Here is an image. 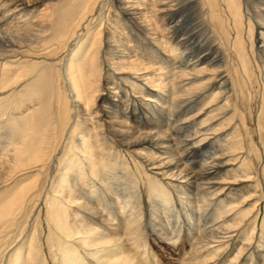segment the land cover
I'll return each instance as SVG.
<instances>
[{"label":"bare ground","instance_id":"1","mask_svg":"<svg viewBox=\"0 0 264 264\" xmlns=\"http://www.w3.org/2000/svg\"><path fill=\"white\" fill-rule=\"evenodd\" d=\"M243 79L264 0H0V264H264Z\"/></svg>","mask_w":264,"mask_h":264},{"label":"rangeland","instance_id":"2","mask_svg":"<svg viewBox=\"0 0 264 264\" xmlns=\"http://www.w3.org/2000/svg\"><path fill=\"white\" fill-rule=\"evenodd\" d=\"M33 79L29 80V82H31ZM240 83L238 84L240 89L238 92H240L239 96L241 97V100L239 99V111L235 121L241 123L240 125L242 127L240 128V132L247 136L246 145L247 149L249 150L253 167L256 171L259 170L258 172L261 174V179L264 181V88L258 83H253L250 84L249 87H246L244 79ZM242 86L244 89H242ZM235 123L232 124V127L235 126ZM249 183L255 184V181ZM12 191L11 185L0 188V200L3 199V197L7 194L10 195ZM37 211L38 209H35L33 211L35 214H33L30 218L29 216L22 217L16 235L8 240L9 243H14V241L20 235V232H23L24 230L22 238L17 242L18 244L14 243V250L19 249V247L25 241H28L31 238L34 230L33 224H35V218H37ZM41 230L43 232L46 231L45 228L40 229V231ZM47 244L50 245V242L48 241ZM27 248L28 244L26 245L25 250Z\"/></svg>","mask_w":264,"mask_h":264}]
</instances>
